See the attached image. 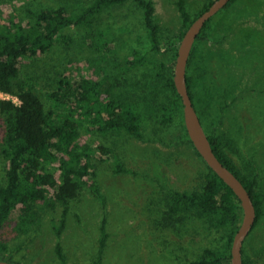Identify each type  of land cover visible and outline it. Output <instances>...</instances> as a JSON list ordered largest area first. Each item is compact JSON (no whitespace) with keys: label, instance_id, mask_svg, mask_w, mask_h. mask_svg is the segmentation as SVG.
I'll return each mask as SVG.
<instances>
[{"label":"rangeland","instance_id":"1","mask_svg":"<svg viewBox=\"0 0 264 264\" xmlns=\"http://www.w3.org/2000/svg\"><path fill=\"white\" fill-rule=\"evenodd\" d=\"M91 1L0 0V27L10 22L25 25L35 18L37 11L49 7L64 6L77 13ZM148 1L153 6L159 41L177 42L182 27L177 0ZM210 1L183 0V4L193 18ZM223 10L225 7L211 18L204 40L195 45L194 51L211 50L214 59L225 53L227 69L216 79L227 81L226 86L232 85L233 79L237 84L230 93H221L219 101L226 103V108H219V115L205 120L206 129L202 126L205 132L217 137L223 151L245 177L257 178V189L264 195V0L238 2L225 17ZM107 27L116 48H139L171 70L174 48L162 52L151 48L142 11L128 0L95 15L91 26L64 28L61 33L70 38L69 43L58 40L49 52L21 60L20 77L34 78L36 94L46 109L53 108L47 90L59 78L96 77V56L81 42L96 28ZM111 55L114 52L103 67V87L111 96L146 97L150 107L158 103L148 91L147 76L140 72L123 80L115 72ZM219 65L220 60L215 59L213 66ZM208 73L213 76V69L209 67L205 75ZM216 79L211 78L212 85ZM205 90V84H199L194 92L205 99ZM165 95L162 84H157L153 96L162 99ZM0 98L11 96L0 93ZM199 108L206 113L203 102ZM90 126L87 121L83 123L78 143L105 146L125 171L116 172L113 160L104 155L91 157L94 176L86 179L87 184L75 199L68 201L66 211L63 212L62 205L38 211L36 224L27 232L14 230V210L0 228V240L6 244L0 252L2 257L17 264H58V244L66 264H90L97 254L102 225L106 234L103 264H187L186 260L199 257L204 248L221 240L223 233H208L206 221L196 215L182 226L163 228L161 224L165 196L171 190L199 189L207 172L194 147L179 140L182 132L177 121L166 127L145 124L140 129L141 137L124 131L102 134L89 131ZM5 169L6 163L0 156V184L4 183ZM213 236L220 237L212 241ZM243 249L252 264H264V213L244 240Z\"/></svg>","mask_w":264,"mask_h":264},{"label":"trees","instance_id":"2","mask_svg":"<svg viewBox=\"0 0 264 264\" xmlns=\"http://www.w3.org/2000/svg\"><path fill=\"white\" fill-rule=\"evenodd\" d=\"M126 1L128 0H92L77 13L64 6L49 7L37 11L35 18L25 25L10 22L0 27V93L17 99V102H14L11 98H0V156L6 163L4 183L0 184V228L14 210L17 211L14 230L18 232H27L36 224L38 211L62 205L65 212L68 201L75 199L82 186L87 184L86 179L94 176L91 157L104 155L113 160L116 172L125 171L120 161L105 146L78 143L85 121L91 125L89 131L102 134L124 131L136 137H141L140 129L145 124L166 127L177 121L182 132L179 140L187 141L193 148L183 122L181 99L173 84L175 59L171 64V70H167L163 62H155L139 48L130 47L126 51L116 48L108 27L96 28L94 32L91 31L93 34L88 38L83 37L81 42L83 45L87 44L88 49L96 56L98 62L96 77L59 78L54 87L47 90V97L53 108L44 107L36 94L33 77H20L21 60L49 52L58 40L70 42V38L61 33L64 28L91 26L95 15L113 5H123ZM132 1L142 11L143 25L151 48L161 52L174 48L175 57L183 33L192 20L213 0L193 18L185 10L183 0H177L182 17L180 38L177 42L169 41L165 44L158 39L151 2ZM242 1L228 2L222 15L229 16L228 13ZM210 22L211 19L206 22L194 41L186 66L188 93L205 129V120L219 115V110L223 111L226 108V103L221 104L219 101L221 93L223 91L230 93L237 84L233 79L232 85L226 86L227 81L216 79L217 76H221L224 69H227L225 53L221 52L215 58L220 60V65L213 66L215 59L211 50L194 51L195 45L204 40ZM113 52L114 55L111 56L115 62V72L121 75L123 80L140 72L146 75L148 91L158 103L150 107L146 97H113L110 91L103 87V67ZM209 67L213 69V76L210 73L205 75ZM211 78L216 79L215 85L211 84ZM157 84H162L166 92L162 99L153 96ZM199 84L206 86L205 99L198 91L194 92ZM202 102L205 114L199 108ZM206 134L217 158L242 182L251 197L256 213L253 229L264 213L262 208L264 195L257 189V178L245 177L223 151L217 137L208 134L207 131ZM194 151L200 157L195 149ZM250 164L254 165L252 161ZM205 166L207 172L202 176V185L199 189L171 190L165 196L161 224L163 228L182 226L194 215L205 220L209 229L207 232L219 234L221 231L223 233L221 240L218 241L220 236L215 238L213 236L212 241L217 239L219 243L204 248L199 257L186 260L187 264H230L231 242L242 214L240 202L231 188L206 164ZM51 167L58 172V176ZM90 187L97 193L94 186ZM105 238L102 225L97 254L90 264H103ZM5 248V241L0 240V252ZM55 253L58 264H66V257L58 244L55 246ZM241 255L242 264H252L245 255L243 245ZM0 259L17 264L2 255Z\"/></svg>","mask_w":264,"mask_h":264},{"label":"water","instance_id":"3","mask_svg":"<svg viewBox=\"0 0 264 264\" xmlns=\"http://www.w3.org/2000/svg\"><path fill=\"white\" fill-rule=\"evenodd\" d=\"M231 0H213L211 4L195 17L183 33L177 49L173 67V84L182 103V116L185 130L194 149L205 164L231 188L240 202L242 214L239 227L233 235L230 247V264H242L241 249L244 240L251 231L256 213L251 197L242 182L217 158L212 150L208 136L204 131L199 116L192 104L186 86V66L198 34L215 14ZM0 264H13L0 259Z\"/></svg>","mask_w":264,"mask_h":264},{"label":"built area","instance_id":"4","mask_svg":"<svg viewBox=\"0 0 264 264\" xmlns=\"http://www.w3.org/2000/svg\"><path fill=\"white\" fill-rule=\"evenodd\" d=\"M11 99H12L14 102H17V99H16V98L11 97Z\"/></svg>","mask_w":264,"mask_h":264}]
</instances>
